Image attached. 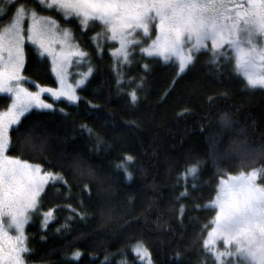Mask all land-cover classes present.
I'll return each mask as SVG.
<instances>
[{
	"label": "snow or ice",
	"instance_id": "6c2138e0",
	"mask_svg": "<svg viewBox=\"0 0 264 264\" xmlns=\"http://www.w3.org/2000/svg\"><path fill=\"white\" fill-rule=\"evenodd\" d=\"M10 8L0 4V264H31L26 225L33 213H39L41 227L54 220V207L43 209L41 194L46 186L67 184L65 164L81 175H96V170L79 153L54 152L61 169L45 167L37 158L51 151L44 122L30 117L42 110L66 112L67 106L83 99L82 86L94 72L91 54L78 42L72 24L87 29L98 24L91 40L98 53L108 41L111 67L116 87L124 91L123 81L133 77L124 72L132 64L138 49L149 67L148 59L170 63L175 79L204 55L205 62L220 71L229 66L242 77L248 88L264 89V0H31V6L20 0H7ZM59 14V18L58 15ZM71 18V19H69ZM83 33H81V37ZM114 42L115 46H111ZM45 59L54 77L45 84L26 76L28 50ZM142 77L129 87L127 97L135 104ZM88 104H92L89 99ZM183 111V110H182ZM219 129L208 137L206 160L197 158L178 172L177 180L195 178L203 163L217 167L218 183L205 208H211L210 226L203 237L205 257L213 264H264V142L252 143L241 129L234 127L228 112L218 116ZM97 146L103 138L82 124ZM227 137L225 140L224 137ZM44 160L48 161L45 155ZM134 157L125 152L117 164L126 178ZM222 161L235 163L236 172L219 168ZM50 163V161H49ZM195 185L193 184V187ZM88 187L87 184L84 185ZM186 195L185 190L178 199ZM199 207V206H198ZM183 210L184 205H180ZM71 214L84 218L86 213L71 203ZM71 217H66V223ZM58 231L60 230L58 226ZM222 243L223 246H220ZM127 251V249L123 250ZM132 251L141 264H152L151 253L142 241ZM79 247L64 253L65 264L82 256ZM122 257V250L105 253ZM116 264H126L121 258Z\"/></svg>",
	"mask_w": 264,
	"mask_h": 264
},
{
	"label": "trees",
	"instance_id": "16d2710c",
	"mask_svg": "<svg viewBox=\"0 0 264 264\" xmlns=\"http://www.w3.org/2000/svg\"><path fill=\"white\" fill-rule=\"evenodd\" d=\"M20 2L31 6V0ZM6 19L7 13L0 23ZM72 27L78 42L91 54L94 72L82 86L83 99L77 105L67 106L62 113L59 107L65 104L61 103L55 110H42L41 115L30 117L44 122L51 145V151L36 162L61 169L54 152L79 153L96 175H81L65 164L61 170L68 183L46 186L40 203L43 209L54 207V220L43 228L36 213L28 225L30 262L65 264L64 253L79 247L83 254L72 264H102L105 253L114 254L117 249L122 250V257L110 255L108 264L121 258L126 264H141L132 251L139 240L150 250L152 264H213L205 257L202 241L213 214L204 205L214 195L217 167L210 161L207 166L202 163L197 176L187 181L183 177L177 180V174L188 162L207 159L208 137L218 131L221 112L230 114L234 127L249 141L264 142V89L244 86L231 66L220 71L206 63L204 55L173 79L170 63L148 59L149 67L144 69L145 58L135 54L132 64L123 69L126 77L134 80L130 84L125 79L121 91L114 83L110 44L104 43L98 53L91 42L99 26L80 29L74 23ZM23 72L41 83L54 82L49 63L31 49ZM141 77L138 99L132 104L126 93ZM85 123L103 138L99 146L95 136L81 129ZM125 152L134 157L130 179L117 168ZM262 163L257 160L254 166ZM219 168L239 170L228 161L220 162ZM185 184L186 195L178 199ZM69 203L83 210L85 217L71 214ZM66 217H71L67 223Z\"/></svg>",
	"mask_w": 264,
	"mask_h": 264
},
{
	"label": "rangeland",
	"instance_id": "374dc122",
	"mask_svg": "<svg viewBox=\"0 0 264 264\" xmlns=\"http://www.w3.org/2000/svg\"><path fill=\"white\" fill-rule=\"evenodd\" d=\"M0 4H4V6H5V8L7 9V8H9V5H8V3H7V0H0ZM6 13V12H5ZM5 13H3V14H0V17H2ZM69 19H71V18H69ZM93 24H89V26L88 27H91ZM98 25V24H97ZM91 42H92V40H91ZM106 42H108V41H104V43H106ZM93 43V42H92ZM109 43V42H108ZM110 44V43H109ZM95 47H96V45L95 44H93ZM112 46H115V44H114V42L111 44ZM136 54H140L139 53V51H138V49L136 50ZM257 88H259V87H257ZM218 183V182H217ZM220 246H223L222 245V243L220 244ZM139 257V256H138ZM140 258V257H139ZM31 264H36V263H32L31 262Z\"/></svg>",
	"mask_w": 264,
	"mask_h": 264
},
{
	"label": "flooded vegetation",
	"instance_id": "af4514ba",
	"mask_svg": "<svg viewBox=\"0 0 264 264\" xmlns=\"http://www.w3.org/2000/svg\"><path fill=\"white\" fill-rule=\"evenodd\" d=\"M3 95H5V94H0V96H3ZM36 215H38V214H36V213L34 212V213H33V216H32V220H33L34 216H36ZM32 220H31V222H32ZM31 222H30V223H31ZM30 223H29V224H30ZM29 224H28V225H29ZM28 225H26V230H27Z\"/></svg>",
	"mask_w": 264,
	"mask_h": 264
}]
</instances>
